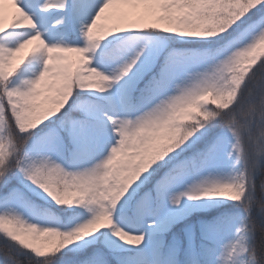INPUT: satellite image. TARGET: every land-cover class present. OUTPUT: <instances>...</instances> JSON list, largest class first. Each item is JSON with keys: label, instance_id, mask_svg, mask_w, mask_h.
Instances as JSON below:
<instances>
[{"label": "rangeland", "instance_id": "obj_1", "mask_svg": "<svg viewBox=\"0 0 264 264\" xmlns=\"http://www.w3.org/2000/svg\"><path fill=\"white\" fill-rule=\"evenodd\" d=\"M205 0H0V75L11 80L8 100L25 129L53 118L75 84L92 98L80 102L89 121L71 126L68 149L57 128L27 148L22 172L45 201L69 203L84 215L70 218L68 244L83 248L107 230L114 250L137 249L125 264H245L247 245L238 214L191 227L188 257L166 251L161 234L189 212L206 210L213 196L238 181L242 147L221 135L201 160L184 159L166 174L158 197L134 206L154 161L180 139L182 124L212 92L231 98L264 55V15L218 51L176 48L160 75L139 84L167 48L145 28L185 40L209 39ZM76 36L73 37L72 35ZM4 109L0 100V141ZM62 218L28 205L18 191L0 198V232L38 255L55 246Z\"/></svg>", "mask_w": 264, "mask_h": 264}, {"label": "trees", "instance_id": "obj_2", "mask_svg": "<svg viewBox=\"0 0 264 264\" xmlns=\"http://www.w3.org/2000/svg\"><path fill=\"white\" fill-rule=\"evenodd\" d=\"M263 15L264 0H205L203 17L211 21L212 36L209 39L185 40L175 33L145 28L143 32L164 39L167 48L145 75L135 94L160 75L173 49L209 48L216 52L247 24ZM15 74L16 71L7 77L0 75V100L4 109V132L0 141V198L18 191L28 205L58 215L63 222L54 248L43 256L0 232V264H125L137 249H112L106 242L107 230L92 245L77 248L68 244L65 236L68 220L84 213L69 203L45 201L22 172L30 143L51 128H57L68 149L72 148V123L75 120L89 121L79 104L92 96L75 84L72 97L53 118L25 129L8 100V90ZM226 133L235 135L242 147L241 159L235 168L238 181L216 193L206 210L189 212L160 235L164 242L163 250L173 246L180 249L181 262L186 261L187 249L193 240L189 233L191 227L198 229L194 239L201 255L206 246L201 244L200 226L235 213L241 218L239 235L247 245L245 264H264V55L246 75L245 83L234 96L223 98L219 91L212 92L196 115L183 122L180 139L170 143L154 161L145 183L136 194L134 206L149 193L158 197L160 181L166 174L178 171L176 164L184 159L201 160Z\"/></svg>", "mask_w": 264, "mask_h": 264}]
</instances>
